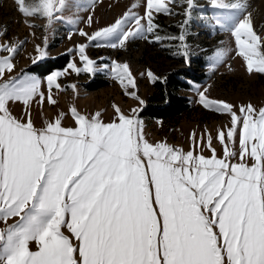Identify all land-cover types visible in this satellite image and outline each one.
I'll return each instance as SVG.
<instances>
[{"label": "snow or ice", "instance_id": "6c2138e0", "mask_svg": "<svg viewBox=\"0 0 264 264\" xmlns=\"http://www.w3.org/2000/svg\"><path fill=\"white\" fill-rule=\"evenodd\" d=\"M177 2L145 0L143 15L132 10L140 6L133 4L105 27L91 33L76 29L85 42L68 51L77 52L83 67L73 60L62 72L49 74L47 94L45 81L16 71L15 56L24 41L0 43V52L7 53L0 55V264H264V107L248 102L237 108L211 98V85L197 87L198 103L230 117V126L215 137L224 146L222 158L207 129L199 137L192 132L193 150L187 152L166 142L150 143L136 108L128 115L113 105L115 118L105 123L100 111L86 115L73 105V127L63 125V112L43 127L32 118L33 101L57 104L53 89L63 90L58 78L68 69L77 74L99 70L87 54L92 42L124 48L132 39L179 40L183 50L177 54L190 63L186 26L195 0H179L185 19L178 36H160L154 23L155 13L174 14L171 5ZM16 3L29 27L37 25L27 18L44 19L46 33L74 6L73 0ZM95 3L91 0L85 21L89 27L96 23ZM211 3L239 14L230 29L238 53L249 74L264 73V53L257 52L264 37L254 30L247 0ZM79 21L75 17L69 23ZM215 25L227 27L220 19ZM47 41L45 35L44 47L36 45L34 64L48 55ZM226 55V49H217L210 68ZM111 71L126 93L136 87L127 62L113 61ZM148 76L159 79L150 70ZM68 87L78 95L75 83ZM128 94L145 103L135 91ZM15 103L24 105L23 116L13 115ZM204 148L212 155H203Z\"/></svg>", "mask_w": 264, "mask_h": 264}, {"label": "rangeland", "instance_id": "374dc122", "mask_svg": "<svg viewBox=\"0 0 264 264\" xmlns=\"http://www.w3.org/2000/svg\"><path fill=\"white\" fill-rule=\"evenodd\" d=\"M38 2L39 0H26V3L29 4ZM144 2L145 0H96L94 10L96 23L89 27L85 21L92 11L90 8L91 0H73L74 6L63 12L64 19L58 20L52 30L46 33L42 27L45 23L44 19L39 17L27 18L37 25L34 28L29 27L25 23L26 17L18 11L16 0H0V31L5 28L7 30L5 35L0 36V43L24 41L15 56L16 71L26 72L45 81L42 84V90L47 94L46 77L49 74L54 71L62 72L73 60L78 67H83V62L80 61L77 52L75 50L68 51L85 42V38L81 37L76 29L82 28L91 33L105 27L113 23L125 11H128L133 4L140 6L132 10L143 15ZM224 2L236 3L237 0H224ZM195 4L197 7L189 25L186 26L188 31L187 44L191 51L190 63L186 62L182 55L177 54L183 50L179 40L164 39L161 42H149L151 37L149 39H132L126 42L124 48H112L107 46L105 42H101V46H97L96 42H92L87 49V54L90 59L96 62L95 67L99 70L94 74L86 71L77 74L72 69H68L67 74L58 78L63 90L53 89L54 98L58 101L56 105L45 102L41 106L33 101L31 112L35 125L43 127L46 120H54L63 112L66 114L62 121L63 125L66 127L75 126V121L70 112L73 105L86 115L100 111L105 123L111 122L115 118L113 105L119 106L128 115H132V109L136 108L138 109L137 118L143 122V134L150 143L166 142L187 152L193 150L192 132L195 130L199 137L207 129L214 137L213 147L216 149L217 157L222 158L224 146L215 137L219 129L230 126V117L227 114L205 109L198 103L197 87L202 91L211 85L207 93L211 98L224 99L236 105L237 108L240 104L248 102L257 108L264 107V73L254 71L249 74L244 57L238 53L236 39L230 29L239 14L231 10L216 8L212 5L211 0H195ZM247 4L248 10L253 13L254 30L258 35L264 37V0H247ZM171 7L174 9L172 15L154 14V23L159 25L156 30L157 34L162 37L178 36L181 32L179 25L185 19L182 14L183 7L179 0ZM211 14L215 20L220 19L227 27L216 26L215 20H209ZM75 17L80 18L79 23L77 25L69 23V20ZM162 23L171 27L176 26L177 30L166 26L163 29ZM208 26L219 30H211L207 28ZM69 33H72L71 39H69ZM45 35L48 36L46 49L48 55L34 64L32 58L37 55L36 45L44 47ZM221 48L227 50L226 58L215 69H211L213 57L217 49ZM257 52L264 53V41L257 46ZM0 55H7V53L0 52ZM62 55L68 56V63L65 67L56 68L51 73H43L49 59H56ZM201 55L204 59L203 71L206 78L202 83L195 82L191 84L189 89L180 90L182 96L190 99L189 110L166 120L141 116L140 112L144 106L157 95L154 87L155 82L162 80L171 72L181 69H190L196 73L201 72V70H197L201 69L199 64L193 62L194 58ZM253 59L258 60L259 56H254ZM113 61L127 62L130 65L136 87H129L127 93L111 71ZM104 65H108V68H104ZM149 70L159 79L153 80L149 77ZM73 83L77 85L78 95L68 87ZM132 91H135L145 102L143 105L128 94ZM11 111L13 115L21 117L24 115V105L15 103L11 105ZM236 148L239 149L238 142ZM202 154L211 156L212 152L204 148ZM2 227L4 225L0 222V228ZM31 247L32 250L36 248L35 244H32Z\"/></svg>", "mask_w": 264, "mask_h": 264}, {"label": "trees", "instance_id": "16d2710c", "mask_svg": "<svg viewBox=\"0 0 264 264\" xmlns=\"http://www.w3.org/2000/svg\"><path fill=\"white\" fill-rule=\"evenodd\" d=\"M169 27L170 29L177 30V27H171L170 25L163 24L162 28L165 29ZM173 41V40H171ZM67 55H62L56 59H49L46 65L47 67L43 73H51L56 68L65 67L68 63ZM193 62L199 64L197 70L201 72L196 73L190 69H181L176 72H171L165 76L162 80H157L155 82L156 96L151 98V101L144 106L141 110V116H149L158 119H169L177 117L190 108L189 98L182 96L180 90L189 89L195 82L202 83L206 78L204 70V59L203 55L198 56L193 59ZM39 67V66H36ZM41 67V65H40Z\"/></svg>", "mask_w": 264, "mask_h": 264}, {"label": "bare ground", "instance_id": "6f19581e", "mask_svg": "<svg viewBox=\"0 0 264 264\" xmlns=\"http://www.w3.org/2000/svg\"><path fill=\"white\" fill-rule=\"evenodd\" d=\"M88 102V101H87Z\"/></svg>", "mask_w": 264, "mask_h": 264}]
</instances>
